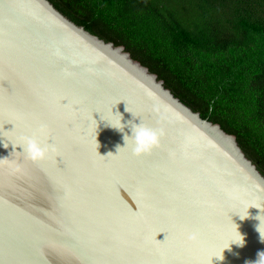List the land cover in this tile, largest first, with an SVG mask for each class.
<instances>
[{
	"label": "water",
	"instance_id": "water-1",
	"mask_svg": "<svg viewBox=\"0 0 264 264\" xmlns=\"http://www.w3.org/2000/svg\"><path fill=\"white\" fill-rule=\"evenodd\" d=\"M133 123L160 134L150 152L125 146ZM29 136L54 149L47 159L13 152ZM10 156L20 169L0 167V264H208L238 231L245 244L213 264L264 250V175L235 136L50 0H0V158Z\"/></svg>",
	"mask_w": 264,
	"mask_h": 264
},
{
	"label": "trees",
	"instance_id": "trees-1",
	"mask_svg": "<svg viewBox=\"0 0 264 264\" xmlns=\"http://www.w3.org/2000/svg\"><path fill=\"white\" fill-rule=\"evenodd\" d=\"M121 45L264 175V0H50Z\"/></svg>",
	"mask_w": 264,
	"mask_h": 264
},
{
	"label": "clouds",
	"instance_id": "clouds-1",
	"mask_svg": "<svg viewBox=\"0 0 264 264\" xmlns=\"http://www.w3.org/2000/svg\"><path fill=\"white\" fill-rule=\"evenodd\" d=\"M113 127L119 129L121 132L124 131V124H122L121 122L119 126H113ZM40 131L41 133H43L45 129L42 127ZM159 135L160 134L157 131L153 130L152 128H149L141 123H138V124L133 123L131 124V135L125 132L123 139L125 141V146L131 143L133 145L132 150L134 154L141 155V154L150 152L155 146L159 144ZM12 145L20 146V148H22V151H13V152H20L24 154L27 160H30L34 163L47 159L49 156L50 150H54V149H50L48 145H43L41 141L37 138V136L25 137L23 143L12 144ZM3 146L5 148L8 147V145H6L5 142H3ZM12 153H11V156H12ZM11 156L0 158V167L8 165V166L14 167L16 170H19L20 165L15 160L11 159ZM254 207L261 209L259 206H254ZM248 209H247V215L242 216L238 212L241 219H244L249 216ZM256 219L259 221V223L256 225V230L259 233L260 240L264 242V219L261 218V212L256 217ZM238 232H239V238L229 241V245L224 246L221 249L222 255L211 256L210 260L208 261V264H213V257H215L218 260H223L224 250L229 249L232 243H235L241 247L245 244L244 235L240 231ZM197 238H198V234L195 232H193L190 236V239H193V240H196ZM246 264H264V250H259L257 252V258L255 260L246 261Z\"/></svg>",
	"mask_w": 264,
	"mask_h": 264
},
{
	"label": "rangeland",
	"instance_id": "rangeland-1",
	"mask_svg": "<svg viewBox=\"0 0 264 264\" xmlns=\"http://www.w3.org/2000/svg\"><path fill=\"white\" fill-rule=\"evenodd\" d=\"M256 165V164H255Z\"/></svg>",
	"mask_w": 264,
	"mask_h": 264
}]
</instances>
